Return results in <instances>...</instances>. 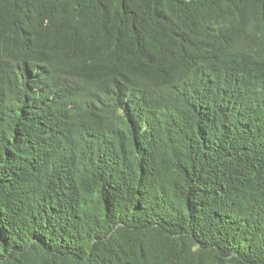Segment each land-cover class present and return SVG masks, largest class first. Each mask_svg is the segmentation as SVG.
I'll list each match as a JSON object with an SVG mask.
<instances>
[{
  "label": "trees",
  "instance_id": "trees-1",
  "mask_svg": "<svg viewBox=\"0 0 264 264\" xmlns=\"http://www.w3.org/2000/svg\"><path fill=\"white\" fill-rule=\"evenodd\" d=\"M0 264H264V0H0Z\"/></svg>",
  "mask_w": 264,
  "mask_h": 264
}]
</instances>
